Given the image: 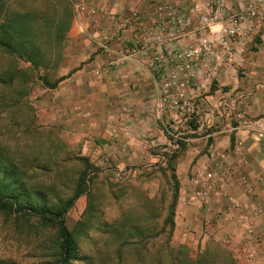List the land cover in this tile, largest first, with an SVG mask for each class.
<instances>
[{
    "label": "crops",
    "instance_id": "1",
    "mask_svg": "<svg viewBox=\"0 0 264 264\" xmlns=\"http://www.w3.org/2000/svg\"><path fill=\"white\" fill-rule=\"evenodd\" d=\"M56 1L0 0V27L14 23L23 10L50 14L54 9L60 21L64 7ZM252 1L236 0L230 9L243 12ZM69 2L71 18L66 28L58 21L57 47L42 46L43 54L56 57L40 66V83L28 81L37 107L33 123L56 131L70 150L88 157L92 175L113 167L136 168L143 176L149 168L164 177L172 172L181 184L175 191L178 247L193 254L212 250L213 241L226 253L224 235L241 232L249 264H264L258 255L264 239L255 244L256 231L264 230V194H257L264 184V148L256 139L264 129V16L241 21L242 38L230 46L228 57L229 48L213 36L227 15L216 17L213 32L195 33V0ZM84 4L95 11L93 21L79 10ZM168 12L189 14L186 29L159 42L152 30ZM113 16H125L129 23L112 26ZM202 37L212 47L200 60L205 75L193 82L179 107H170L162 101L163 74L178 71L180 62L171 61L168 50L201 45ZM132 38L148 44L146 55L132 48ZM20 61L22 67L33 65ZM9 91L10 101L18 102ZM244 115L262 127L244 125Z\"/></svg>",
    "mask_w": 264,
    "mask_h": 264
},
{
    "label": "rangeland",
    "instance_id": "2",
    "mask_svg": "<svg viewBox=\"0 0 264 264\" xmlns=\"http://www.w3.org/2000/svg\"><path fill=\"white\" fill-rule=\"evenodd\" d=\"M29 82L36 85L41 79L33 77ZM20 87H23V93H16L19 100L16 103L10 101L9 89L6 88L4 93L0 91V147L8 160L18 167L19 178L29 189V198L40 202L41 198L33 193L42 192L49 203L57 204L73 194L85 164L79 152L70 150L56 131L33 123L37 107L35 109L31 104L28 83L27 93L24 84ZM244 116H241L243 124L245 120L251 121V126L259 123L255 118ZM254 130L259 132L256 128ZM262 134L256 139L264 148V129ZM232 141L234 143V138ZM160 178L162 182L158 183L156 180ZM86 181V191L91 194H81L65 214L66 225L78 250V257L68 264H179L181 259L173 254L182 247L173 240L174 230L171 235L154 233L149 251L145 252L143 248V253L139 246L141 243L120 248L122 238L113 236L115 227L121 228L124 223L130 229L147 226L154 232L156 222L162 221L166 207L173 200L175 187H181L180 182L173 179L172 172L164 177L159 169L149 168L143 176L136 168L121 170L113 167L101 169L94 175L90 173ZM259 186L261 192L257 194H264V184ZM142 187L151 194H145ZM2 197L0 257L16 264H62V237L58 228L40 219L21 215L16 204L12 206L8 198ZM256 233L255 244L260 246L264 230ZM241 236V232L224 235L223 244L226 246L222 245L226 248L228 260H232L231 264H249V259L244 256ZM205 248H199L193 254L189 249L191 260L196 261ZM210 248L217 251L213 241ZM258 255L264 256V249H259ZM220 257L223 256L220 254ZM180 264L188 262L182 260Z\"/></svg>",
    "mask_w": 264,
    "mask_h": 264
},
{
    "label": "trees",
    "instance_id": "3",
    "mask_svg": "<svg viewBox=\"0 0 264 264\" xmlns=\"http://www.w3.org/2000/svg\"><path fill=\"white\" fill-rule=\"evenodd\" d=\"M54 5H60L64 7L61 13L60 21L57 16L53 15L54 9L50 10L51 13L47 14L44 11L39 10H23V13L18 12L15 16V22L11 25H2L0 27V91L12 88L15 93L22 92L23 87L19 88V85L24 84L27 93V83L31 78L40 75V66L45 65L48 61H51L53 54H43L42 46L49 45L50 47H57L58 45V21L60 22V28H66L69 25L71 18V5L69 0H57ZM60 17V13H59ZM46 34H49L46 38ZM18 58V61H16ZM30 61L33 65L30 67H22L21 61ZM20 90H19V89ZM5 89V90H4ZM23 93V92H22ZM0 106L2 104L0 102ZM1 114V113H0ZM3 148L0 147V197L8 198L10 205H17V212L28 218L40 219L42 222L54 225L58 228L62 237V264H68L70 260L76 259L77 246L73 234L70 232L66 225L65 214L74 205L75 201L80 197L81 193L86 190L87 177L91 171L95 170V167L91 165L88 157H82L85 164V168L79 176V181L75 187L73 194L65 199L61 200L57 204L48 202L46 196L42 192H35L37 197H40V202L29 198V189L20 180L18 175V167L4 155ZM175 180V179H174ZM176 181V180H175ZM178 187H175V191ZM43 194V195H42ZM178 194H173V200L166 207V214L162 217V221L156 222V228L154 232L145 226L140 228L139 226L129 228L124 226H116L114 234L116 238H122L120 248L123 246H135L139 245L142 249L145 248V252L149 251L150 239L155 235L166 234L171 235L175 227V212L177 204ZM26 200V202H24ZM163 206L160 208V214L162 213ZM162 215V214H161ZM170 230L168 231V227ZM136 235L139 236L136 239ZM217 251L205 249L198 255L196 261L191 260L190 253L185 247H182L173 254L175 257H179L181 260L178 263H182V260H187L188 264H231L232 260H228V254L223 252L218 246ZM220 254L223 257H220ZM160 257V252H158ZM182 255V258L180 257ZM142 256V254H141ZM158 259V256H156ZM162 257V255H161ZM0 264H16L14 261L1 258Z\"/></svg>",
    "mask_w": 264,
    "mask_h": 264
},
{
    "label": "built area",
    "instance_id": "4",
    "mask_svg": "<svg viewBox=\"0 0 264 264\" xmlns=\"http://www.w3.org/2000/svg\"><path fill=\"white\" fill-rule=\"evenodd\" d=\"M235 1L195 0L191 9V20L193 19L192 31L198 34H205L209 30L213 32V28L217 24L216 17H225L227 15V22L222 27H218L213 32V36L220 44L224 45L225 49L229 48L228 57L233 56L230 46L238 43L242 38L241 21H246L251 17L264 16V0H253L247 9L240 13L239 11L235 13L230 9V6ZM79 10L84 13V17L93 21L95 11H90L88 5H81ZM188 17L189 14L187 13L168 12L163 19L158 20L152 30L153 32L156 30L154 32L155 39L163 42L168 36L174 33H183L186 29L185 26ZM111 20L112 26L121 25L123 27L124 24L129 23V19L125 16H113ZM201 39V45H190L181 49L168 50L170 60L180 62L178 71L163 74L164 96L162 101L170 107H179L181 98L190 90L193 82L201 79L205 75L200 65V60L204 56L212 53V47L206 38L202 37ZM129 42H131L132 48L137 49L143 55L147 54V43L141 42L139 38H132ZM250 124V121H244V125L250 126Z\"/></svg>",
    "mask_w": 264,
    "mask_h": 264
}]
</instances>
